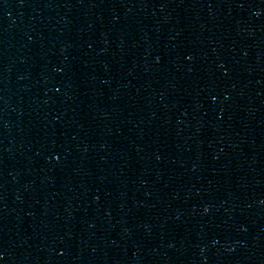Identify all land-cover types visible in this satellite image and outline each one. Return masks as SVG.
I'll list each match as a JSON object with an SVG mask.
<instances>
[{
  "label": "water",
  "instance_id": "water-1",
  "mask_svg": "<svg viewBox=\"0 0 264 264\" xmlns=\"http://www.w3.org/2000/svg\"><path fill=\"white\" fill-rule=\"evenodd\" d=\"M0 264H264V0H0Z\"/></svg>",
  "mask_w": 264,
  "mask_h": 264
}]
</instances>
